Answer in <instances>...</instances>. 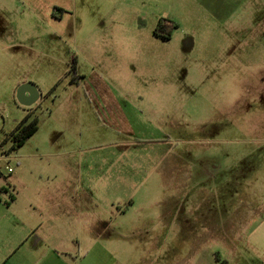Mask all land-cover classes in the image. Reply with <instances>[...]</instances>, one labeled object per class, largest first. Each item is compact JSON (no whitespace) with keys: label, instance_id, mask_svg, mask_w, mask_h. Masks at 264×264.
Masks as SVG:
<instances>
[{"label":"rangeland","instance_id":"obj_1","mask_svg":"<svg viewBox=\"0 0 264 264\" xmlns=\"http://www.w3.org/2000/svg\"><path fill=\"white\" fill-rule=\"evenodd\" d=\"M174 1L156 10L151 0H0L9 30L0 44V187L15 176L79 181L88 231L47 240L77 264H178L175 247L191 231H232L261 180L264 0L224 25L194 0ZM52 5L70 12L54 21ZM162 14L178 40L159 47L149 38ZM26 83L41 94L31 107L17 100ZM29 114L38 132L10 151L8 135ZM0 196L4 248L28 216Z\"/></svg>","mask_w":264,"mask_h":264},{"label":"crops","instance_id":"obj_2","mask_svg":"<svg viewBox=\"0 0 264 264\" xmlns=\"http://www.w3.org/2000/svg\"><path fill=\"white\" fill-rule=\"evenodd\" d=\"M160 1L151 0L156 10V4ZM194 1L206 10L213 20L224 25L233 15L246 13L248 8L245 9L244 6L250 0ZM34 7L32 5L31 9ZM31 12L34 13L33 10ZM69 12L70 8L67 6L52 5L48 9L53 20L59 22ZM160 17V20L174 22L171 17L166 19L164 14ZM159 22L154 24L155 29ZM8 33L6 19L0 20V44L7 41ZM153 34L149 41L154 40L159 47L176 44L178 40L175 31L170 39ZM6 49L5 46L4 50ZM79 184V181L70 178H55L48 182L22 181L18 176L13 178L9 189L12 190L15 200L8 207L22 202L25 205L21 210L22 215L28 216V220L26 223L20 221L19 239L7 247L0 248V264H77V260L64 252L60 244L48 243L47 240L49 238L50 241L54 236V231H88V212L81 201L79 202L82 194ZM245 199L239 214L231 219L232 231H217L216 227H213L212 231L202 233L183 231L190 232L187 235L190 243L176 245L175 253L180 258L178 264H264V170L261 180L255 183ZM73 202L76 204H72ZM91 215L93 222L90 229L96 231L97 214Z\"/></svg>","mask_w":264,"mask_h":264},{"label":"trees","instance_id":"obj_3","mask_svg":"<svg viewBox=\"0 0 264 264\" xmlns=\"http://www.w3.org/2000/svg\"><path fill=\"white\" fill-rule=\"evenodd\" d=\"M177 28L178 26L176 23L162 19L158 23L154 33L158 37L170 39L173 32ZM38 130V118L36 116H33L32 114L27 115L16 127V129L8 135L7 142L9 141L12 143L10 151H17L21 149L26 144V142L38 132ZM1 194H4L10 198L8 201H6L7 206H10L11 203L14 202V196L12 195V192L8 187H0V195Z\"/></svg>","mask_w":264,"mask_h":264},{"label":"water","instance_id":"obj_4","mask_svg":"<svg viewBox=\"0 0 264 264\" xmlns=\"http://www.w3.org/2000/svg\"><path fill=\"white\" fill-rule=\"evenodd\" d=\"M40 97V91L31 83L23 84L17 91V100L21 105L26 107L36 104L40 100Z\"/></svg>","mask_w":264,"mask_h":264},{"label":"flooded vegetation","instance_id":"obj_5","mask_svg":"<svg viewBox=\"0 0 264 264\" xmlns=\"http://www.w3.org/2000/svg\"><path fill=\"white\" fill-rule=\"evenodd\" d=\"M161 21V20H160ZM174 33V32H173ZM173 35V34H172Z\"/></svg>","mask_w":264,"mask_h":264}]
</instances>
